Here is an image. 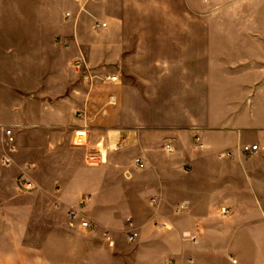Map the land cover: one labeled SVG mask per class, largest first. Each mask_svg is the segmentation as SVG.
I'll return each mask as SVG.
<instances>
[{"label": "crops", "instance_id": "obj_1", "mask_svg": "<svg viewBox=\"0 0 264 264\" xmlns=\"http://www.w3.org/2000/svg\"><path fill=\"white\" fill-rule=\"evenodd\" d=\"M1 19L0 23L7 25L16 21ZM130 21L110 15L105 22L108 32L103 64L95 68L89 64L87 72L77 71V78L65 80L54 92L17 98L15 84L0 77V186L11 185L14 190L17 175L29 180L37 166L31 159L25 165L18 163L17 129L25 137L40 129L68 141L82 131L86 142L81 147L87 155L98 151L109 155L126 139L125 146L140 150L143 164L153 174L152 182L160 186L148 193L157 234L153 232L151 239L139 242V264H264L260 260L246 261L251 254L248 250L264 248V122L249 106L254 100H264V82L240 81L237 74L249 72L248 66L229 64L220 58L209 63V51L213 50L209 49L207 33L145 32L144 18L136 20L140 26L134 29L129 27ZM7 36L13 38L9 29ZM58 39L79 43L84 37L76 31ZM80 57H84L82 52ZM107 77L118 81L107 82ZM35 106L37 113L32 112ZM143 111L152 116H143ZM7 129L14 132V154L8 150ZM180 131L192 137L193 153H200L199 159L195 157L185 168H178L180 175L191 173L189 184L194 190L174 211L187 218V226L176 217L170 223L164 215L171 200L168 186L180 182L174 176L175 165L155 163L150 155L151 150L170 153L165 146L173 150ZM197 137L200 143L195 148ZM154 138L159 139L153 144L150 139ZM252 143L261 151L249 157L242 154L241 146ZM6 158L11 159L9 165L4 163ZM2 199H9V194L0 191ZM182 206L186 209L177 212ZM222 210H229L231 217H220ZM189 236L194 243L183 241ZM106 242L110 248L114 246V242L113 246ZM180 246L208 248L215 255L205 252L207 256L201 262L187 260L186 251L177 252ZM225 247L235 254L217 256ZM24 254L23 244L9 249L6 243H0V264L19 263Z\"/></svg>", "mask_w": 264, "mask_h": 264}, {"label": "rangeland", "instance_id": "obj_2", "mask_svg": "<svg viewBox=\"0 0 264 264\" xmlns=\"http://www.w3.org/2000/svg\"><path fill=\"white\" fill-rule=\"evenodd\" d=\"M112 14L131 19L129 27L133 29L140 26L136 20L144 18L145 32L207 33L209 49L213 50L209 51V63L220 58L229 64L248 66L249 72L237 74L239 80L264 82V0H0V20H16L13 25L0 23L1 79L15 84L17 98L36 97L77 78V71L87 72L89 64L101 66L108 29L96 25L108 22ZM8 29L12 39H8ZM76 31L84 37L79 43L58 39ZM6 46L14 50L7 51ZM81 52L84 57L78 59ZM249 106L264 122V100H254ZM32 112H38L36 106ZM143 112V116H152ZM15 131L18 163L25 165L31 159L37 165L27 176L34 184L32 190L21 186L24 175L19 174L14 190L11 185L0 186V191L9 194V199L0 200V243H6L9 249L23 244L24 257L16 264H139V242L157 234L148 193L160 187L152 182L153 174L143 164L140 150L124 146L113 150L106 164L90 166L87 152L76 143V134L68 141L40 129L29 137L20 129ZM155 139L150 142L154 144L159 138ZM191 144L192 137L180 131L172 152L151 150L150 154L155 163L175 165L174 176L180 182L168 186L171 200L164 215L170 223L176 217L186 226L187 218L174 211L185 197L194 194L189 184L191 173H178L179 167L185 168L195 157L199 159L200 153H193ZM137 160H141V166ZM196 196L200 200V195ZM83 198L87 203L82 219L92 223L89 230L79 228V219L70 217ZM230 213L222 210L220 217L227 219ZM136 228L140 235L129 242L128 232H137ZM192 237H183V241L194 243ZM106 241L114 242V246L110 248ZM182 251L189 256L187 260L195 258L199 262L206 253L215 255L211 249L196 246H180L177 252ZM248 251L251 254L246 261L264 262V248ZM234 254L225 247L217 256Z\"/></svg>", "mask_w": 264, "mask_h": 264}, {"label": "built area", "instance_id": "obj_3", "mask_svg": "<svg viewBox=\"0 0 264 264\" xmlns=\"http://www.w3.org/2000/svg\"><path fill=\"white\" fill-rule=\"evenodd\" d=\"M68 17H70L68 15ZM96 28L98 29H105L107 28V24L105 23H98L96 25ZM106 81L111 82V83H116L118 81V78L116 77H107ZM80 117H82L80 115ZM79 134H84L86 135L84 132L79 131L76 133V135L78 136ZM6 136H7V143H8V150L10 154H14L16 152V140H15V136H14V132L12 129H7L6 130ZM200 143V139L197 137L195 139V143H194V147L198 148ZM84 145V144H83ZM126 145V139L121 140V142H119V144L116 146V148L114 150H120L121 148H123ZM81 146V145H79ZM165 150H167L168 152H172V147L170 145H166L165 146ZM240 151L242 154L246 155V156H251V155H255L258 154L261 151V148L259 145H243L240 148ZM230 155V154H229ZM87 164L90 166H98V165H104L107 163L108 160V154L107 152H90L88 153L87 157ZM4 163L6 165H9L11 163V159L10 158H6L4 159ZM137 165L141 166V161L137 160ZM21 186L26 190V191H30L34 188V184L29 182L28 180H21ZM87 203V199L83 198L79 204H78V209L77 210H73L70 212V217L73 218V220H78L79 219V223L78 226L79 228H82L84 230H89L93 228V225L91 222L82 219V216L84 214V208L86 206ZM152 203H156L155 200L152 201ZM186 209V206H182L180 207L177 212H181L184 211ZM138 237V233L132 229L128 232V240L129 242H134L136 240V238ZM110 245L113 246V243L110 242ZM234 263H237L236 261H234ZM173 264V263H170Z\"/></svg>", "mask_w": 264, "mask_h": 264}, {"label": "bare ground", "instance_id": "obj_4", "mask_svg": "<svg viewBox=\"0 0 264 264\" xmlns=\"http://www.w3.org/2000/svg\"><path fill=\"white\" fill-rule=\"evenodd\" d=\"M86 137V135H84V134H79L78 136H77V141H76V143H77V145H83V144H85V138Z\"/></svg>", "mask_w": 264, "mask_h": 264}]
</instances>
